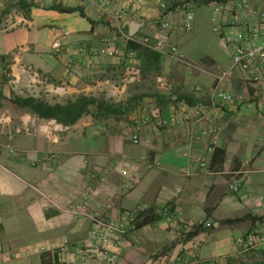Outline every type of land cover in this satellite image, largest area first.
<instances>
[{"label":"crops","instance_id":"1","mask_svg":"<svg viewBox=\"0 0 264 264\" xmlns=\"http://www.w3.org/2000/svg\"><path fill=\"white\" fill-rule=\"evenodd\" d=\"M27 1L31 6L26 17L19 18V25L15 21L11 29L0 31V68L8 56L12 70L0 78V264H103L97 255L100 245L90 234L93 214L84 209L83 200L86 172H101L104 157L116 164L109 166L108 180L93 192L96 205L92 213L116 226L125 224L115 231L105 250L126 264H194L200 260L224 264L227 257L233 258L235 238L264 227V104L254 96L255 88L245 73L233 71L215 85L216 75L229 67L226 61L200 51L194 29L176 28L171 39L192 64L184 67L185 76L196 89L190 91L188 85L185 89L194 103L172 94L163 104L156 101V95L142 94V101L128 115L133 122L131 132L139 129L141 141L134 143L124 132L111 129L107 135L114 144L105 150L100 142L84 139L87 131L107 133L96 129L97 120L83 116L61 131L59 126H50L55 121L42 125L44 119L11 102L16 77H23L28 66L51 82L65 84V92L104 91L120 100L130 80L143 82L145 78L128 71L116 83L111 80L112 66L121 61L139 69L150 50L148 42L135 43L146 49V54L138 49L136 58L69 63L67 51L55 53L51 48L50 24L66 27L68 43L73 45L112 34L108 15L101 5L90 7L87 0ZM249 1L264 7V0ZM142 3L126 29L138 40L152 42L156 35L153 21L165 11L158 7V0ZM211 3H197L193 11L195 20L209 9L210 30ZM57 5L79 7L83 14L58 10ZM108 6L122 8L126 3L109 0ZM175 59L161 54V72ZM216 88L244 91L248 98L224 102L215 98ZM150 111L153 117L147 114ZM144 117L148 120L143 121ZM6 145L16 153H10ZM215 148L224 153L220 163L211 165ZM52 152L55 158L33 161ZM233 179L238 181L235 189ZM150 208L158 216L153 222L135 227L128 221L130 214ZM255 248L264 253V243Z\"/></svg>","mask_w":264,"mask_h":264},{"label":"built area","instance_id":"2","mask_svg":"<svg viewBox=\"0 0 264 264\" xmlns=\"http://www.w3.org/2000/svg\"><path fill=\"white\" fill-rule=\"evenodd\" d=\"M126 6L122 8L109 7V0H87L90 7H99L108 15L113 33L103 35L95 41H82L75 44L68 43L70 31L58 24H50L52 33L51 48L55 53H68L69 63L98 59L101 57L136 58L137 49L130 43H147L149 48L161 54H171L183 61L182 52L171 39V34L176 28L190 31L194 27V12L191 2H185L180 10L171 12L167 0H158V7L165 12L156 21V35L152 42L147 38L140 41L136 36L127 31L128 21L135 19L136 10H140L142 0H123ZM134 22V20H133ZM211 31L218 45L229 53L230 65L227 69L216 75L217 84L226 81L233 71L245 73L246 81L255 88L254 96H259L264 104V7L254 6L249 0H234L216 2L212 6ZM70 48L71 50L67 49ZM24 70V69H23ZM215 98L224 102H241L247 100L248 94L244 91H228L216 88ZM147 119V118H145ZM144 119V121H145ZM62 127V126H61ZM140 136L134 135V142H139ZM10 153H16L11 145H6ZM47 158H54L48 155ZM122 174L126 171L122 170ZM238 185L233 179L232 188ZM94 223L91 235L97 239L102 248L115 238V231L124 228L123 222L117 226L109 221L98 219L92 215ZM133 215L128 221L132 223ZM206 225H209L208 223ZM264 243V227L249 230L244 235L235 238L236 250L233 258L242 252L255 248ZM103 264H126L107 250L99 251ZM216 263V262H215ZM189 264V263H181Z\"/></svg>","mask_w":264,"mask_h":264},{"label":"rangeland","instance_id":"3","mask_svg":"<svg viewBox=\"0 0 264 264\" xmlns=\"http://www.w3.org/2000/svg\"><path fill=\"white\" fill-rule=\"evenodd\" d=\"M23 1L31 5V3L28 2L27 0H0V31L11 29L15 21H16V26H18L20 23L19 18L23 16L26 17L30 7L24 5ZM167 1H168L169 9L173 11L180 10L183 4L189 1L191 2L192 10L194 11V8L196 7L197 3L200 4L201 2H206V1L211 2L212 1V3L215 4L216 2H225L229 0H167ZM207 13H209L208 8H206L205 15H203L202 17L196 16L194 20V28H193L194 30L193 31L196 33L198 37L197 41H198L199 46H201V49L199 50L200 51L206 50L210 53H213V55L217 59L225 60L226 64H228L229 66L230 60L227 57V54L217 44L215 37L210 30V24H209V19H207ZM156 21L157 19H155L153 23L156 24ZM43 33H45L46 35V32H43ZM139 48H140L141 53L143 51L146 54L145 52L146 49L141 48V46ZM6 58H8V56L1 60L2 69L0 68V78H2L6 73H9L10 75V72L12 71L10 67V62ZM190 65L192 64L189 63L185 59L183 61H179L175 59L174 62L170 61L169 63H167V65L164 67L166 72L162 73L160 69L162 67L160 65V62L157 64H154V63L147 64L145 62H142L141 66L138 67L139 69H136V68H133V65L132 67H129L128 65H125L124 62L121 63V61H119L118 65L112 66L114 72H113V77H111V80L117 83V81L120 80V77H122L123 75L127 76L129 73L130 75L133 74V76L135 75L142 76L145 78V80L143 82H138L137 79L130 80V82H128V87L126 89V92L123 93L124 97L121 98L120 100H115L113 97H109L105 95L104 91H101V92L97 91L95 94H91V93L87 94V95L96 96L99 99H106L107 101H113V102H116L117 104L120 103V107L121 109H123V111L121 113H116V114L107 116L105 118H99L97 119V121H95L96 119L93 118L91 115H86L88 120H94L96 122L95 123L96 129H98L99 131L107 130V133L100 132L101 134L99 135L98 133L93 134L92 132L87 131L84 133V139L89 140V141L90 139H94L93 141L100 142V146L102 148H105V150H107L108 148L112 147V142L114 140L111 136L107 134L111 129H114V132L116 131L124 132L125 133L124 136H126L127 139L134 142V135H137V131L139 132V129H136L135 130L136 132L134 134L133 132H131L133 122L132 120H129L128 115H130V112H132L133 109L138 104H140V102L142 101L141 95L142 94H151L152 96L156 95L157 97L156 101L159 103H163V104L167 102L165 97H168L170 99L172 94H175L176 97L180 94L190 95L191 93L185 89V86L188 85V88L190 91H194L196 89L195 88L196 85L191 84L189 81V78L187 80L188 72L186 73V69L184 67L188 69ZM175 69L177 71H175ZM128 71H130L128 74L125 73ZM22 72L26 74L23 75V77L22 76H19V78L16 77V81H15L16 90L11 91L10 94H15V95L17 94L20 96L33 95L35 97H40L42 99H45L51 103L64 102L66 99L74 98L75 96L79 94H85V93L77 94L75 92L73 93L65 92L67 91L65 84L51 82L50 79L45 74L31 72L28 66L24 67V70ZM186 74H187V77L185 76ZM158 77H160V79ZM139 83H143V84L140 86ZM214 83L215 85L217 84L216 77L214 78ZM35 84L37 85L36 90H35ZM147 114H149L150 117H153V113L151 111ZM145 118L147 117H144L143 121ZM51 120L55 121L54 119L45 120L43 121L42 125L48 126L49 125L48 121H51ZM147 120L148 118L145 119V121ZM50 126H59L58 127L59 130L67 131L70 125H63L55 121L52 123V125L50 124ZM74 137H75L74 140L76 141L77 135H74ZM78 137L81 138L82 135L78 134ZM90 142H92V140ZM48 155H53V157L55 158V153L52 152V153H45L41 155V157L33 161L36 163L42 160L46 161V159H50V158H47ZM103 159L105 161L102 163L103 166H102L101 172L100 171H87L86 172V190H85L83 205L85 206L84 209H86V211L90 210L89 211L90 215L97 214V212L92 213V211L95 210L92 207L96 205V203L94 202L95 196L93 195V192L103 181L105 182L106 179L108 180V177L110 174L109 166L111 164H116L115 160L113 161V159H108V157L107 158L104 157ZM137 214L134 213V219L132 221V226H135V227H136V224H138L139 222L143 220L142 217L137 218ZM92 221L94 222V219ZM91 237L93 238L92 235ZM94 240L97 241L96 238ZM95 249L96 248H94V250ZM94 250H91V251L93 252ZM100 250L104 251V248H102L101 245H100ZM259 251L260 250H256V248H251V249H248L242 252L239 255L240 257L238 258V260H235L236 264H253L254 262H259V261L264 262V253L261 254V252Z\"/></svg>","mask_w":264,"mask_h":264},{"label":"trees","instance_id":"4","mask_svg":"<svg viewBox=\"0 0 264 264\" xmlns=\"http://www.w3.org/2000/svg\"><path fill=\"white\" fill-rule=\"evenodd\" d=\"M24 5L30 7L31 5L27 2L23 1ZM58 10L61 11H75L79 10L81 14L83 12L79 7H62L61 5H57L55 7ZM131 46L136 48L137 50L139 48V45L135 43H130ZM161 53L158 51H154L150 49L147 52V57L144 59L145 63H154L157 64L160 62ZM1 97V93H0ZM176 99H182L188 104H193L194 101L190 97V95L187 94H180L176 97ZM10 101L16 104L19 108H22L31 114H34L40 119L44 120H50L54 119L56 122H59L63 125H73L75 124L81 117L86 115H91L96 120L99 118H105L107 116L121 113L123 109L120 107V103L117 104L113 101H107L106 99H99L96 96L93 95H87V94H79L75 96L74 98L66 99L64 102H54L51 103L45 99H42L40 97H35L33 95H27V96H20L11 94L10 95ZM223 149L215 148L213 151V154L210 159L211 165L214 162L220 163L221 158L223 156ZM155 212L152 208L139 211L137 214V218L142 217L143 220L136 224V227H139L143 224L153 222L158 218ZM234 219L227 221H233ZM194 264H217L213 261L209 260H200L197 261ZM224 264H236L235 259L231 257H227L226 262ZM253 264H264V262H254Z\"/></svg>","mask_w":264,"mask_h":264}]
</instances>
